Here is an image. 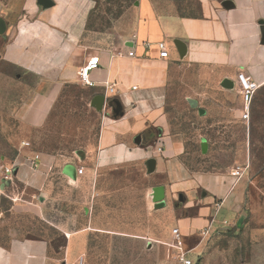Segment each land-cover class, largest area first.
<instances>
[{"label":"crops","instance_id":"obj_1","mask_svg":"<svg viewBox=\"0 0 264 264\" xmlns=\"http://www.w3.org/2000/svg\"><path fill=\"white\" fill-rule=\"evenodd\" d=\"M196 1L197 14L184 15L167 5L161 8L153 0H140L128 18L131 27L123 30L121 21L115 33L107 31L101 36L87 28L91 12L78 7L67 13L57 11L51 14L60 26L54 37L38 34L41 28L36 24L20 26V47L15 42L6 47L9 57L15 53V58L6 63L36 78L15 112L20 123L35 129L45 125L68 86L81 84V69L92 58L100 59L99 68L90 73L94 85L87 88L94 97H105L107 114L93 150L82 154L83 167L73 164L64 170L69 178L94 176V198L101 197L104 193L97 191L98 180L103 184L110 168L125 172L136 164V234L109 231L103 221L92 219L91 231L67 232L70 235L60 258H50L48 242L27 240L18 252L27 255L25 264H74L82 257L87 260L93 242L109 239L108 234L134 238L150 250L165 246L169 258L176 260L177 251L170 246L176 243V228L181 242L184 237L190 245L188 257L198 264L212 236L235 232L246 222L247 213L241 209L235 187L237 178L242 177L192 169L186 160V143L169 131L167 104L179 67L188 68L187 76L189 69L197 68L202 75H216L225 86L231 81L233 87L226 86L230 94L241 92V75L255 87L254 94L264 89V0ZM46 16L49 14L42 13L39 19L44 21ZM68 26L70 33H63L68 35L65 38L61 27ZM159 42L168 46V59L160 58ZM177 42L185 46L184 55ZM131 51L135 52L133 57L129 56ZM58 162L54 156L26 150L11 161V175L28 188L44 190ZM94 213L95 206L91 216ZM207 228L209 232L203 235ZM35 253L42 255L41 261L33 259Z\"/></svg>","mask_w":264,"mask_h":264},{"label":"rangeland","instance_id":"obj_2","mask_svg":"<svg viewBox=\"0 0 264 264\" xmlns=\"http://www.w3.org/2000/svg\"><path fill=\"white\" fill-rule=\"evenodd\" d=\"M78 1L72 5L67 0H0V264H25L27 255L18 252L30 239L48 242L50 258H60L67 232L91 231L92 219L103 221L109 231L136 234V164L127 172L110 168L103 184L98 180L97 191L104 194L96 198L94 176L74 179L64 172L73 164L83 167L82 154L93 150L98 141L106 104H94L93 93L81 82L65 89L43 127L32 128L15 116L36 82L21 68L6 63L15 58L14 52L11 57L6 54V47L15 43L20 47V26L39 25L37 33L52 38L60 26L51 14L78 7L91 12L87 28L94 35L113 34L121 21L123 30L131 27L128 18L140 0ZM153 1L184 15L198 12L196 0ZM42 13L49 14L44 21L39 19ZM61 30L62 35L70 33L69 26ZM187 70L179 67L175 73L167 104L169 131L186 143V160L192 169L230 175L242 171L235 187L241 209L247 213L238 230L217 233L208 240L198 264H264V89L254 94L250 119H245L241 92L230 94L216 75H202L191 68L187 76ZM26 150L59 161L44 190L28 188L6 174L11 161ZM139 206L143 214L144 202ZM108 235L109 239L93 242L86 257L89 264H177L165 246L150 250L134 238ZM181 245L185 251L190 249L184 237ZM32 257L42 260L39 253Z\"/></svg>","mask_w":264,"mask_h":264},{"label":"built area","instance_id":"obj_3","mask_svg":"<svg viewBox=\"0 0 264 264\" xmlns=\"http://www.w3.org/2000/svg\"><path fill=\"white\" fill-rule=\"evenodd\" d=\"M103 1H106V0H103ZM158 48H159V52H160V55H159L160 58L168 59L170 57L169 49H168V46L166 45L165 42H159ZM134 54H135V52L131 51L129 53V56L133 57ZM99 66H100V59L98 57H94L88 62V64L85 67H83L81 69V73H80L81 80L86 86L94 85V83L90 79V73L93 70L98 69ZM240 80L242 83L241 95L243 96V101H244V105H245L243 117L245 119H250V115H251L250 106H251L252 100L254 98L255 87L253 85L249 84L243 75L240 76ZM106 90L107 91L109 90L108 87L106 88ZM110 90L113 91V89H110ZM35 167H36V165H35ZM83 172H84L83 169H79L80 174H83ZM6 174H13V168H7ZM235 175L237 177H240V178L243 177L241 170L236 171ZM218 206L221 207V205H218ZM225 225H227V222H225ZM208 232H209V228H207L203 232V235H206ZM173 235H174V240L176 243L172 244L170 246L177 251V253L175 255L176 260L181 264H194L193 260L188 257V252L185 251V249H183V246L181 245L182 236H181V233H180L178 228L174 229ZM74 264H89V263L87 262L85 257H82L77 262H75Z\"/></svg>","mask_w":264,"mask_h":264},{"label":"water","instance_id":"obj_4","mask_svg":"<svg viewBox=\"0 0 264 264\" xmlns=\"http://www.w3.org/2000/svg\"><path fill=\"white\" fill-rule=\"evenodd\" d=\"M226 4H231V2L227 1ZM177 46H178L180 52L184 55L186 53L185 46L180 42H177ZM226 86H227V88H232L233 83L231 81H228ZM105 102H106V99L104 96H97L94 98V104H96L98 106H104ZM194 105H196V103H194ZM205 114H206V112L203 109H201V115H205Z\"/></svg>","mask_w":264,"mask_h":264},{"label":"bare ground","instance_id":"obj_5","mask_svg":"<svg viewBox=\"0 0 264 264\" xmlns=\"http://www.w3.org/2000/svg\"><path fill=\"white\" fill-rule=\"evenodd\" d=\"M244 103V102H243ZM245 106V105H244Z\"/></svg>","mask_w":264,"mask_h":264}]
</instances>
